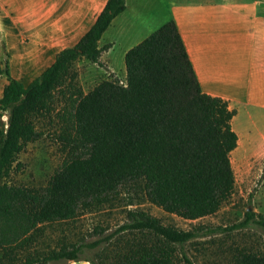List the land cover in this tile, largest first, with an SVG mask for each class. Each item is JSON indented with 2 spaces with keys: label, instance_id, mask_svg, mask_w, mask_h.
<instances>
[{
  "label": "trees",
  "instance_id": "1",
  "mask_svg": "<svg viewBox=\"0 0 264 264\" xmlns=\"http://www.w3.org/2000/svg\"><path fill=\"white\" fill-rule=\"evenodd\" d=\"M124 10V0H109L82 40L28 87L11 76L8 62L0 63L9 82L0 100L9 118L7 128L0 123V264L48 262L49 245H37L35 234L75 220L91 200L127 183L142 181L153 203L187 219L216 212L233 194L237 111L203 91L174 19L126 53L127 86L106 79L78 92L73 121L89 153L65 161L45 186L11 184L19 154L42 137L34 119L52 116L53 93L65 85L72 61L87 56L96 62L98 41ZM13 219H23L20 229L8 226ZM2 229H8L3 237ZM121 259L117 264H171L158 256ZM233 264H264V253L242 252Z\"/></svg>",
  "mask_w": 264,
  "mask_h": 264
},
{
  "label": "rangeland",
  "instance_id": "2",
  "mask_svg": "<svg viewBox=\"0 0 264 264\" xmlns=\"http://www.w3.org/2000/svg\"><path fill=\"white\" fill-rule=\"evenodd\" d=\"M178 1L124 0L125 10L112 19L98 41L96 62L87 56L72 61L65 85L53 93L52 116L34 119L42 137L27 143L19 154L12 185L27 190L45 186L65 161L89 153L73 121L78 92L87 93L106 79L127 86L126 69L116 63L112 71L102 60L103 53L135 28L146 33L157 30L170 20V5ZM8 121V112L0 110L3 128ZM233 127L241 136L231 154L235 188L219 210L187 219L153 203L142 181L127 183L111 195L91 200L75 220L53 223L36 233L37 245H49L48 262L42 264H117L123 256H158L171 264H233L242 252L264 253V115L255 119L241 115L233 120ZM21 225L23 219L8 222L15 230Z\"/></svg>",
  "mask_w": 264,
  "mask_h": 264
},
{
  "label": "crops",
  "instance_id": "3",
  "mask_svg": "<svg viewBox=\"0 0 264 264\" xmlns=\"http://www.w3.org/2000/svg\"><path fill=\"white\" fill-rule=\"evenodd\" d=\"M108 2L0 0V63L8 62L11 76L28 87L82 40ZM263 3L180 0L170 5L169 19L179 27L203 91L228 101L236 117L264 115ZM153 31L135 28L123 42L112 43L102 60L112 71L116 63L126 69V53ZM8 83L0 75V100Z\"/></svg>",
  "mask_w": 264,
  "mask_h": 264
},
{
  "label": "bare ground",
  "instance_id": "4",
  "mask_svg": "<svg viewBox=\"0 0 264 264\" xmlns=\"http://www.w3.org/2000/svg\"><path fill=\"white\" fill-rule=\"evenodd\" d=\"M239 137H241V136H239Z\"/></svg>",
  "mask_w": 264,
  "mask_h": 264
}]
</instances>
